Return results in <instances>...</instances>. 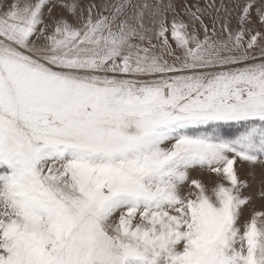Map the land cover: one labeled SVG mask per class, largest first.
I'll return each instance as SVG.
<instances>
[{"label":"snow or ice","instance_id":"1","mask_svg":"<svg viewBox=\"0 0 264 264\" xmlns=\"http://www.w3.org/2000/svg\"><path fill=\"white\" fill-rule=\"evenodd\" d=\"M230 5L0 0V264H264V0Z\"/></svg>","mask_w":264,"mask_h":264},{"label":"rangeland","instance_id":"2","mask_svg":"<svg viewBox=\"0 0 264 264\" xmlns=\"http://www.w3.org/2000/svg\"><path fill=\"white\" fill-rule=\"evenodd\" d=\"M57 0H52L55 4ZM85 3L90 2V0H84ZM163 3H171L174 5L175 11H169L166 15L169 20L174 15H178L184 21L189 20V16L185 12V8H190L195 11L196 7H199L202 11L197 13L201 16V19L205 25L209 28V34L212 31L213 22L216 21V31L220 32V23L228 19L233 26L236 24L235 16L236 13L231 9L230 0H163ZM227 9V11H226ZM64 14L63 9L60 7H54L51 12V16H60ZM253 15H255V10L253 9ZM49 13L45 10V19L47 20ZM197 30L203 35L200 29L199 22L196 25ZM247 39V37H245ZM171 42V41H170ZM175 45L173 44V47ZM259 50H257V54ZM228 134H235L237 129L233 126H224L223 129ZM238 173L240 178L244 180L249 187L244 190L245 195L250 197L249 204L243 209L244 218H250V214L253 211H264V199L260 198V191L264 189V166L257 164L256 166H249L248 164H237ZM191 177L195 179H200L206 186H211V181L214 179L207 171H201L199 169L191 172Z\"/></svg>","mask_w":264,"mask_h":264}]
</instances>
